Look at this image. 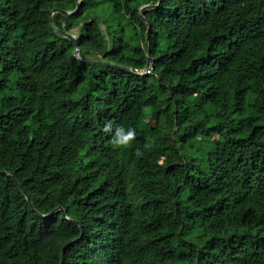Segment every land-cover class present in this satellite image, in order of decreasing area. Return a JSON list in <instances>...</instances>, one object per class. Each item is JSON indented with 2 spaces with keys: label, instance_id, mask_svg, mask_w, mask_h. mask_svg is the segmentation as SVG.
<instances>
[{
  "label": "trees",
  "instance_id": "1",
  "mask_svg": "<svg viewBox=\"0 0 264 264\" xmlns=\"http://www.w3.org/2000/svg\"><path fill=\"white\" fill-rule=\"evenodd\" d=\"M158 1L0 0V264H264V0Z\"/></svg>",
  "mask_w": 264,
  "mask_h": 264
},
{
  "label": "water",
  "instance_id": "2",
  "mask_svg": "<svg viewBox=\"0 0 264 264\" xmlns=\"http://www.w3.org/2000/svg\"><path fill=\"white\" fill-rule=\"evenodd\" d=\"M82 2H83V0H77V5H76V7L73 10L59 9V8L53 9L52 12H51V17H50V19H51L50 24L54 28V31L59 33V34H61L62 36L67 37L69 40L74 42V44H75L74 56L79 61H81L83 63H100V64H107V65L109 64V65H113V66H116V67H120V68L126 69V70L134 72L136 74H140V75L149 74L151 72V66H152V62H151L150 56H149V59H148V64H147L146 71H144V72L133 71L130 68H125L123 66H119V65H116V64H113V63H109V62H106V61H103V60H92V59H84V58H82V56L80 55L78 36L74 32H67L66 30H63V29H60V28H57V27L53 26V15H54V13L60 12L61 14L65 15V16H69V15H71V14H73V13H75V12H77L79 10ZM160 2H161V0H159L158 3H156V4L149 3V4H146V5L142 6V8L140 10V14L142 15V17L144 18V13L148 9L158 6L160 4ZM149 32H150V25H148V30H147V34H146L147 44L149 42ZM21 188H22V186H21ZM26 197H27L28 202L30 204H32L31 200H30V197L28 195H26ZM58 210H61L63 212V214L65 215V210H64L63 207L60 206V207L56 208L54 210V212H56ZM82 233H83V231H82ZM71 242H68V243H71ZM62 263H63V253H62V259H61L60 264H62Z\"/></svg>",
  "mask_w": 264,
  "mask_h": 264
},
{
  "label": "clouds",
  "instance_id": "3",
  "mask_svg": "<svg viewBox=\"0 0 264 264\" xmlns=\"http://www.w3.org/2000/svg\"><path fill=\"white\" fill-rule=\"evenodd\" d=\"M133 135L134 132L131 129H129L127 131V134L125 135L124 129L120 128L116 133V139L114 140V142L119 145L120 143H122V141H127L132 138Z\"/></svg>",
  "mask_w": 264,
  "mask_h": 264
},
{
  "label": "rangeland",
  "instance_id": "4",
  "mask_svg": "<svg viewBox=\"0 0 264 264\" xmlns=\"http://www.w3.org/2000/svg\"><path fill=\"white\" fill-rule=\"evenodd\" d=\"M78 32H79V31H78V27H76V28L74 29V33H75L76 35H78ZM146 121H148L150 125L154 124V119H147Z\"/></svg>",
  "mask_w": 264,
  "mask_h": 264
},
{
  "label": "bare ground",
  "instance_id": "5",
  "mask_svg": "<svg viewBox=\"0 0 264 264\" xmlns=\"http://www.w3.org/2000/svg\"><path fill=\"white\" fill-rule=\"evenodd\" d=\"M74 51V50H73ZM161 62V61H160ZM30 134V133H29ZM144 253V252H143Z\"/></svg>",
  "mask_w": 264,
  "mask_h": 264
}]
</instances>
